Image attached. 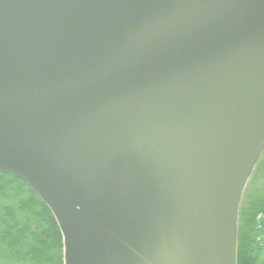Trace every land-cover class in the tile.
<instances>
[{
    "label": "water",
    "instance_id": "water-1",
    "mask_svg": "<svg viewBox=\"0 0 264 264\" xmlns=\"http://www.w3.org/2000/svg\"><path fill=\"white\" fill-rule=\"evenodd\" d=\"M264 150V0H0V173L63 264H237Z\"/></svg>",
    "mask_w": 264,
    "mask_h": 264
},
{
    "label": "trees",
    "instance_id": "trees-1",
    "mask_svg": "<svg viewBox=\"0 0 264 264\" xmlns=\"http://www.w3.org/2000/svg\"><path fill=\"white\" fill-rule=\"evenodd\" d=\"M255 170L239 211L237 264H264L263 157ZM62 257L51 212L23 182L0 173V264H62Z\"/></svg>",
    "mask_w": 264,
    "mask_h": 264
},
{
    "label": "rangeland",
    "instance_id": "rangeland-1",
    "mask_svg": "<svg viewBox=\"0 0 264 264\" xmlns=\"http://www.w3.org/2000/svg\"><path fill=\"white\" fill-rule=\"evenodd\" d=\"M262 157L264 158V152H263L262 155L259 157V161H258V163L256 164V166L254 167L251 176L249 177V180H248L249 182H250V179L252 178L254 172L256 171L255 169H256L257 166L259 165V162L262 160ZM249 182L247 183L248 185H249ZM256 182H258V181H256ZM248 185H247V187H248ZM258 185H259V186L262 185L261 182H259ZM247 187H246V189H247ZM246 189L244 190V195H245V191H246ZM244 195H243V197H244Z\"/></svg>",
    "mask_w": 264,
    "mask_h": 264
}]
</instances>
